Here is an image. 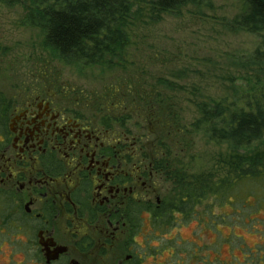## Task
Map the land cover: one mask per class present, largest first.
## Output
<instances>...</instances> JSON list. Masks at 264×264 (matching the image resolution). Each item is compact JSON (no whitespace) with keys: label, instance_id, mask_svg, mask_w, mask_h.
I'll list each match as a JSON object with an SVG mask.
<instances>
[{"label":"flooded vegetation","instance_id":"af4514ba","mask_svg":"<svg viewBox=\"0 0 264 264\" xmlns=\"http://www.w3.org/2000/svg\"><path fill=\"white\" fill-rule=\"evenodd\" d=\"M126 91L152 111L150 133L130 124L117 90L107 96L116 112L56 83L0 90V240L11 255L30 264H157L153 244L173 228L163 221L170 158L183 142L162 121L171 109L164 98Z\"/></svg>","mask_w":264,"mask_h":264},{"label":"rangeland","instance_id":"374dc122","mask_svg":"<svg viewBox=\"0 0 264 264\" xmlns=\"http://www.w3.org/2000/svg\"><path fill=\"white\" fill-rule=\"evenodd\" d=\"M154 1L134 0L129 44L117 65L82 69L66 65L43 47L40 30L22 24L26 14L21 5L0 0V90L16 82L66 85L86 102L103 100L105 112H116L107 97H115L116 90L119 98L128 97V86L140 95L155 93L171 107L160 114L162 121L174 124L173 136L183 142L170 158V170L188 178L222 179L224 161L262 152L264 143L234 152L227 144L207 140L193 124L200 118L199 106L232 98L248 82L264 77V69L247 59L264 37L234 30V21L246 11L243 0H204L200 6L188 4L180 12L162 14L152 9ZM134 97L131 93L127 99L130 124H147L150 133L152 111L138 110ZM169 181L171 191L175 186ZM163 217L173 228L167 226L153 244L161 249L157 264H264V181L241 185L228 200L210 197L192 219L177 212ZM11 253L1 239L0 264H30V256Z\"/></svg>","mask_w":264,"mask_h":264},{"label":"trees","instance_id":"16d2710c","mask_svg":"<svg viewBox=\"0 0 264 264\" xmlns=\"http://www.w3.org/2000/svg\"><path fill=\"white\" fill-rule=\"evenodd\" d=\"M246 11L234 23L235 31L264 37V0H243ZM25 10L22 24L40 30L43 47L66 65L82 69L117 65L129 44L128 26L134 16V0H11ZM204 0H155L152 9L180 12ZM248 64L264 69V42L247 55ZM108 65V64H107ZM264 77L248 82L232 98L199 106L196 132L234 152L250 150L264 143ZM224 178L212 175L188 178L170 172L175 188L166 214L177 212L192 219L194 210L210 197L226 198L249 181H264V151L252 156L236 155L222 163ZM214 179L218 182H214ZM165 214V215H166Z\"/></svg>","mask_w":264,"mask_h":264}]
</instances>
